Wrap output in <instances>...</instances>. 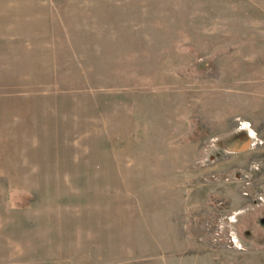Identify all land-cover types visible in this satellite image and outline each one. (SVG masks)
Masks as SVG:
<instances>
[{
  "label": "rangeland",
  "instance_id": "obj_1",
  "mask_svg": "<svg viewBox=\"0 0 264 264\" xmlns=\"http://www.w3.org/2000/svg\"><path fill=\"white\" fill-rule=\"evenodd\" d=\"M0 264H264V0H0Z\"/></svg>",
  "mask_w": 264,
  "mask_h": 264
}]
</instances>
